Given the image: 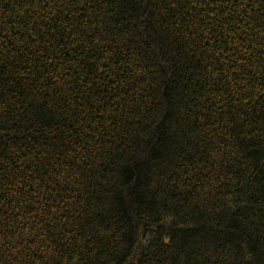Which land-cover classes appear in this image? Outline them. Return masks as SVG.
<instances>
[{
	"label": "trees",
	"instance_id": "1",
	"mask_svg": "<svg viewBox=\"0 0 264 264\" xmlns=\"http://www.w3.org/2000/svg\"><path fill=\"white\" fill-rule=\"evenodd\" d=\"M0 264H264V0H0Z\"/></svg>",
	"mask_w": 264,
	"mask_h": 264
}]
</instances>
